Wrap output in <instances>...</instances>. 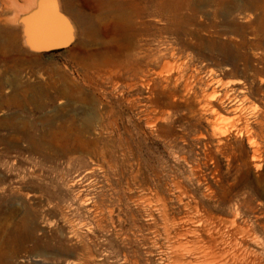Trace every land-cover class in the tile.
I'll list each match as a JSON object with an SVG mask.
<instances>
[{
	"label": "rangeland",
	"instance_id": "374dc122",
	"mask_svg": "<svg viewBox=\"0 0 264 264\" xmlns=\"http://www.w3.org/2000/svg\"><path fill=\"white\" fill-rule=\"evenodd\" d=\"M76 1L0 0V264H264V0Z\"/></svg>",
	"mask_w": 264,
	"mask_h": 264
},
{
	"label": "water",
	"instance_id": "95a60500",
	"mask_svg": "<svg viewBox=\"0 0 264 264\" xmlns=\"http://www.w3.org/2000/svg\"><path fill=\"white\" fill-rule=\"evenodd\" d=\"M59 1L42 0L41 5L47 11L46 15L39 17L35 14L30 19L19 20V25H25L23 31L20 29L26 37V44L23 41V45L31 53L45 54L65 50L76 42L75 24L71 16L63 10Z\"/></svg>",
	"mask_w": 264,
	"mask_h": 264
},
{
	"label": "bare ground",
	"instance_id": "6f19581e",
	"mask_svg": "<svg viewBox=\"0 0 264 264\" xmlns=\"http://www.w3.org/2000/svg\"><path fill=\"white\" fill-rule=\"evenodd\" d=\"M73 0H69V3H71ZM100 1V0H99ZM103 1V0H102ZM134 1V0H133ZM252 1V0H251ZM9 2V1H8ZM41 2H42V0H23V5H16L15 7L13 6L14 5V3H13V5L12 4H9V5H12V7H11V9L13 8L14 10H12V11H14V13L16 12V14H19L20 15V18L21 19H30V18H32L35 14L37 15V16H39V17H42V16H44V15H46L47 14V11L45 10V8L41 5ZM75 2H77L76 0H75ZM111 2V1H110ZM109 2V4H112V3H110ZM127 2V1H126ZM226 2V1H225ZM254 2H256V3H259V0H253V3ZM18 3V2H17ZM59 3H61L60 1H59ZM232 3V2H231ZM233 3H235V2H233ZM247 3H250V2H247ZM73 4V3H72ZM121 4V3H120ZM261 4V3H260ZM132 5V4H131ZM114 6H116L115 4H114ZM113 6V7H114ZM257 6V5H256ZM61 7L63 8V10L65 11V12H68V14L69 13H71V9H70V6L69 5H67V6H65V5H61ZM109 7H111V6H109ZM258 7H260V5H258ZM264 7V6H263ZM6 8V7H5ZM8 8V7H7ZM9 8H10V6H9ZM8 8V9H9ZM83 8V7H82ZM105 8V7H104ZM115 8V7H114ZM100 9V8H99ZM117 9V8H116ZM10 10V9H9ZM147 10V9H146ZM70 11V12H69ZM105 12V11H104ZM129 12V11H128ZM146 13V12H145ZM12 14H13V12H12ZM73 14V13H72ZM78 14V13H77ZM101 14H102V12H101ZM104 14V13H103ZM107 14H108V12H107ZM106 14V12H105V16L106 17H110L109 19H112L113 17H115V13H110V14H108L107 15ZM118 14V13H117ZM76 15V14H75ZM96 15V14H95ZM120 15V14H119ZM79 16V15H78ZM78 16H76V17H78ZM80 16H82V15H80ZM104 16V15H103ZM90 17V16H89ZM94 17V16H93ZM102 17V16H101ZM118 17V16H117ZM105 18V17H104ZM103 18V19H104ZM121 18V17H120ZM122 18H123V16H122ZM120 20V19H119ZM80 21H81V19H80ZM83 21V20H82ZM101 21V20H100ZM90 23V22H89ZM100 23V22H99ZM125 23V22H124ZM44 25H45V21L42 23V26L44 27ZM20 26V25H19ZM20 27H22V26H20ZM24 27H25V25H24ZM22 29V28H21ZM23 37H24V35H23ZM23 41H24V38H23ZM24 43H25V41H24ZM26 44V43H25ZM146 82V81H145ZM144 82V83H145ZM143 83V84H144ZM146 84V83H145ZM148 84V83H147ZM43 225V224H42ZM44 226V225H43ZM182 232V231H181ZM180 232V233H181ZM181 234H185V233H181ZM179 235V234H178ZM184 236V235H183ZM190 236V235H189ZM207 238H208V240H209V242H212V244L213 245H215L217 242H218V238L217 237H215L213 234H211V233H207ZM178 237V236H177ZM177 240V239H176ZM179 241V240H178ZM233 241V240H232ZM227 243H229V242H227ZM181 245V244H180ZM178 246V245H177ZM182 246V245H181ZM183 247V246H182ZM177 251V250H176ZM210 251V250H209ZM229 253V252H228ZM237 257V255L236 254H234V258H236ZM254 261V260H253ZM255 262V261H254ZM221 263V262H220ZM262 263V262H261ZM260 263V264H261ZM256 264V263H255ZM259 264V263H258Z\"/></svg>",
	"mask_w": 264,
	"mask_h": 264
}]
</instances>
